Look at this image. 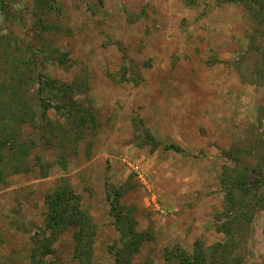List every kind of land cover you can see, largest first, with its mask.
I'll return each instance as SVG.
<instances>
[{
  "label": "rangeland",
  "instance_id": "rangeland-1",
  "mask_svg": "<svg viewBox=\"0 0 264 264\" xmlns=\"http://www.w3.org/2000/svg\"><path fill=\"white\" fill-rule=\"evenodd\" d=\"M0 174V264H264V0H0ZM65 190L91 224H48Z\"/></svg>",
  "mask_w": 264,
  "mask_h": 264
},
{
  "label": "trees",
  "instance_id": "trees-1",
  "mask_svg": "<svg viewBox=\"0 0 264 264\" xmlns=\"http://www.w3.org/2000/svg\"><path fill=\"white\" fill-rule=\"evenodd\" d=\"M14 80L15 78L14 76H12L10 80H6V82H1V84L5 87L6 90L9 89L12 91V88L14 87ZM56 89L62 90L65 88L59 86ZM57 95H60L58 96V102H57L59 104L55 105V108H59L61 106L67 112L68 116L74 118L76 122L78 120L79 125H83L84 121L82 119H79V117L75 115L76 111L78 112L82 110L81 105L77 104L72 100L65 101L64 100L65 96H68L66 91H62V94L58 93ZM40 106L43 109V119H44V117H47L48 110L51 109L53 105L51 102H48V100L41 97ZM18 113L17 111H15L14 113H11V116L13 117L15 116L17 120L21 123L26 122L25 120H27L29 113H27V115L26 114L22 115ZM7 140L9 141V143H12L11 147H13L15 144H18L17 136L13 135V133H9L7 135ZM260 180H261L260 178H257L254 181L248 180V178L247 179L243 178L241 180L240 178H238L237 183H235L231 178L224 179L223 182L226 187L224 211L216 216V221L217 223H219V225H217V228L219 230L224 231L229 236L231 234V231L233 232L234 229L237 227L235 225V221H236L235 217L236 216L238 217V214L242 215L243 217H247L248 214V212H246L247 209L245 206H243V208L242 207L240 208L241 203L242 201L244 202L246 198H248L249 196H252L254 198L257 197L255 196V194H257V192L255 191H258L257 189L261 185ZM72 198L73 200L78 201L77 198L69 190H65L64 192L63 191L57 192L49 198L48 224L50 226L59 227L67 220L68 223L69 221H73L75 223L77 220L78 224L80 222L91 224V218L86 213L81 212L78 203L75 202L73 206H70V202ZM258 201L260 204L264 205V193L263 195L260 194V198ZM253 212L250 214L251 215L250 218L252 217ZM130 242L131 243L128 246L131 245V251L135 250V248H137V246H139L141 243L136 233L132 234ZM219 246L220 244L217 246V249ZM223 249L225 250L226 253H230L232 251L230 249V245L226 246V248ZM124 251L125 250H123L116 256L117 264H132L130 263V261H128V258ZM199 251H200L199 252L200 255H198L197 258L198 263L201 262L202 260L205 262L207 259H205V256L203 255L204 253L201 251V247Z\"/></svg>",
  "mask_w": 264,
  "mask_h": 264
},
{
  "label": "crops",
  "instance_id": "crops-1",
  "mask_svg": "<svg viewBox=\"0 0 264 264\" xmlns=\"http://www.w3.org/2000/svg\"><path fill=\"white\" fill-rule=\"evenodd\" d=\"M230 11L233 12L232 9H231ZM230 31H231V30H228V32H230Z\"/></svg>",
  "mask_w": 264,
  "mask_h": 264
}]
</instances>
